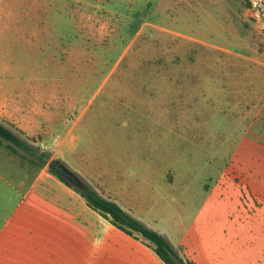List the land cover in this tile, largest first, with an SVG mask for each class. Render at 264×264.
<instances>
[{
  "label": "rangeland",
  "instance_id": "rangeland-1",
  "mask_svg": "<svg viewBox=\"0 0 264 264\" xmlns=\"http://www.w3.org/2000/svg\"><path fill=\"white\" fill-rule=\"evenodd\" d=\"M95 69L82 82L93 100L82 148L109 151L129 136L152 152L170 212L163 227L175 226L178 241L204 232L201 247L192 239L179 247L193 264H264V7L0 0V72H34L36 83L52 84Z\"/></svg>",
  "mask_w": 264,
  "mask_h": 264
},
{
  "label": "crops",
  "instance_id": "crops-1",
  "mask_svg": "<svg viewBox=\"0 0 264 264\" xmlns=\"http://www.w3.org/2000/svg\"><path fill=\"white\" fill-rule=\"evenodd\" d=\"M96 72L78 70L75 82L52 84L41 79L36 83L34 72H0L12 77L0 78V122L50 155L47 164L36 165L22 156H28L25 152L0 145V264H166L146 239L114 225L54 174L49 167L53 159L162 233L178 252L190 239L201 247L204 232L199 229L178 241L175 226L163 227L170 212L162 209V185L150 168L156 164L152 152L131 144L129 136L109 151L82 148L83 127L93 123V100L84 99L87 87L82 82ZM145 89L150 104H156L152 93L158 91L157 83ZM158 104L147 112L149 117L160 116ZM65 108L71 112L63 113ZM202 214L210 220L211 209L203 208Z\"/></svg>",
  "mask_w": 264,
  "mask_h": 264
},
{
  "label": "trees",
  "instance_id": "trees-1",
  "mask_svg": "<svg viewBox=\"0 0 264 264\" xmlns=\"http://www.w3.org/2000/svg\"><path fill=\"white\" fill-rule=\"evenodd\" d=\"M5 145L14 153L20 151L27 155L22 156L29 162L36 165L47 164L50 155L40 151L30 141L21 137L20 133L7 127L0 122V145ZM61 180L78 191L88 202V204L99 211L103 216L110 218L112 223L129 234L137 233L146 239L154 248L156 254L166 264H193L192 261L185 259L170 243V241L159 231L147 226L144 222L134 217L116 201L102 196L95 188L84 181L83 187H78L70 183L60 174L50 168Z\"/></svg>",
  "mask_w": 264,
  "mask_h": 264
},
{
  "label": "water",
  "instance_id": "water-1",
  "mask_svg": "<svg viewBox=\"0 0 264 264\" xmlns=\"http://www.w3.org/2000/svg\"><path fill=\"white\" fill-rule=\"evenodd\" d=\"M49 167L60 174L62 177H64L66 180H68L70 183H72L75 186L83 187L84 181L81 179V177L74 172L72 169H70L64 162H62L59 159H53L49 163Z\"/></svg>",
  "mask_w": 264,
  "mask_h": 264
},
{
  "label": "built area",
  "instance_id": "built-area-1",
  "mask_svg": "<svg viewBox=\"0 0 264 264\" xmlns=\"http://www.w3.org/2000/svg\"><path fill=\"white\" fill-rule=\"evenodd\" d=\"M254 7L255 13H258L264 7V0H249Z\"/></svg>",
  "mask_w": 264,
  "mask_h": 264
}]
</instances>
